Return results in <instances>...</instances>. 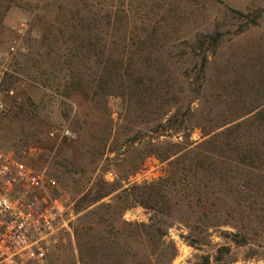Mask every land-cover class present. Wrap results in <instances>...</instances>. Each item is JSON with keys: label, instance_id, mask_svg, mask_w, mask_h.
<instances>
[{"label": "rangeland", "instance_id": "1", "mask_svg": "<svg viewBox=\"0 0 264 264\" xmlns=\"http://www.w3.org/2000/svg\"><path fill=\"white\" fill-rule=\"evenodd\" d=\"M0 100V152L46 170L72 213L44 264H81L79 218L109 217L89 210L117 193L115 218L156 217L165 235L154 246L118 221L120 257L104 264H264V114L203 144L264 102V0H0ZM169 142L200 147L207 190L159 202L138 189L126 207L134 183L167 174L151 152Z\"/></svg>", "mask_w": 264, "mask_h": 264}, {"label": "trees", "instance_id": "2", "mask_svg": "<svg viewBox=\"0 0 264 264\" xmlns=\"http://www.w3.org/2000/svg\"><path fill=\"white\" fill-rule=\"evenodd\" d=\"M120 12H123L124 14L126 13L125 9L122 10H116V17H118V14ZM108 16H106L107 21L111 22L114 12H107ZM211 38L214 39V41H218V33L217 35H212ZM205 59L207 57L205 56ZM264 102H260L258 104L253 105L251 108H249L244 114L238 116L237 118L228 121L226 123H223L220 126H225L229 123H232L239 119L240 117L252 114L250 118H247L245 121L237 122L236 124L229 126L222 130L221 132L215 133L211 135L215 129L213 130H208L204 133V136L211 135L209 138H207L203 144H211L214 145L216 144V139L218 137L224 136L226 133L231 132L233 129L240 128L244 125L245 122L249 121H258L260 122L263 114H264ZM160 112V111H159ZM175 114V113H174ZM161 116V115H160ZM175 115H172L174 117ZM171 118H167L166 120L162 117L160 118V121L158 124L160 126H165L166 123L171 122ZM219 126V127H220ZM153 128H151L152 130ZM215 150H216V146ZM199 146L195 148H191L189 146H183L179 142H169L166 144L165 149L163 152L154 150L151 152V154H154L157 156L160 160L162 161H168L169 162V168L167 169V174L165 176L160 177L157 180H152V181H144L142 185L138 183H134L129 190H133L132 192V201L128 203L126 207L131 208L134 207L135 205L142 203L140 201L139 197L142 196L140 195L136 190H150L151 196L157 198V201H161L163 198H167L172 195H178V193H185L189 190L195 191V193L202 194L203 191L201 192V188L204 187V190H207L205 185L201 186V180H199V184H196L197 179H200L199 173L201 171H210L211 170L206 166L205 159L199 158L198 153H199ZM192 153V154H197L193 161L191 160L187 162V154ZM210 155V154H208ZM182 160L184 163L182 167H175L174 164H177ZM213 164H211L212 166ZM138 171V169L133 170L132 174L135 175V173ZM204 171V172H205ZM132 174H127L126 176H119L115 180L116 187L110 192L113 193L120 188L123 187V185L119 182L120 179H129L130 175ZM184 183H187V185ZM189 183V184H188ZM189 185V186H188ZM189 188H188V187ZM127 190V189H124ZM140 195V196H139ZM105 196H98L95 198L91 203V205H94L101 201ZM122 200V195L120 193H117L113 196L112 202L105 203L102 202L100 204H97L94 208L89 210V214H98L100 208L106 207L111 213V215L107 218H111V222L109 224H104L106 221V216L101 215L98 216L96 219H91L89 223H83L82 217L79 218V224L75 227V235L77 236L78 240V250L80 253L79 261L81 264H104V260L102 261L101 259H105V261H110L113 256H116L118 259L120 256H117L119 253V240H118V232H119V227H118V221H120L123 225H126L127 227L131 228L133 231L131 234H137L140 233L142 235L149 236V241H151L152 245H156V241H160L165 233L162 230L160 220H157L155 218H150V222H126V221H121L119 218H115L114 213L116 214L118 211L116 210L118 207L121 206L120 201ZM170 200V199H169ZM88 215V214H87ZM86 215V216H87ZM113 215V216H112ZM110 226L112 230H110V237H105L103 236V233L106 230L107 226ZM136 232V233H134ZM237 235V234H235ZM113 237V238H112ZM136 239V238H135ZM136 241H138L136 239ZM245 241V240H244ZM142 243V242H141ZM176 255V249L174 248V252L172 253L171 257L169 260L173 259ZM145 260L154 263L158 261V258L155 254H150V255H145L144 256ZM168 260V261H169ZM159 263V262H158Z\"/></svg>", "mask_w": 264, "mask_h": 264}, {"label": "built area", "instance_id": "3", "mask_svg": "<svg viewBox=\"0 0 264 264\" xmlns=\"http://www.w3.org/2000/svg\"><path fill=\"white\" fill-rule=\"evenodd\" d=\"M57 184L46 170L0 152V264H44L56 233L72 216L54 194Z\"/></svg>", "mask_w": 264, "mask_h": 264}]
</instances>
